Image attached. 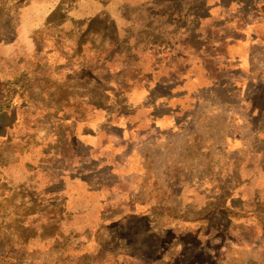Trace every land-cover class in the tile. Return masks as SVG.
I'll return each instance as SVG.
<instances>
[{"label":"rangeland","instance_id":"1","mask_svg":"<svg viewBox=\"0 0 264 264\" xmlns=\"http://www.w3.org/2000/svg\"><path fill=\"white\" fill-rule=\"evenodd\" d=\"M220 3L0 0V264H264V0Z\"/></svg>","mask_w":264,"mask_h":264},{"label":"crops","instance_id":"2","mask_svg":"<svg viewBox=\"0 0 264 264\" xmlns=\"http://www.w3.org/2000/svg\"><path fill=\"white\" fill-rule=\"evenodd\" d=\"M220 2H221V0H216V4H218ZM235 7H237V5L227 4L226 7H223V8L225 10H227V11H232V8H235ZM220 9H221L220 5L219 6L216 5V12L219 11ZM238 9H241V8L238 7ZM262 20H263V18H262ZM259 23H263V22L262 21L261 22H257V24H254V26H252L253 35L258 36V35H260V33L262 31H264V29L262 28L261 24H259ZM263 39L264 38L259 39V41L257 43L250 42V44H252V45L262 44V43H264V40ZM245 54L239 55V58L238 59L237 58H233L232 55H230L229 56V62H231L232 64L235 65L238 62V60L241 63H243V61L245 59V61L247 62V63H245V66H249L254 61L252 57L259 55V53H254L253 51L251 52L250 56H246L245 57ZM18 112H19V110L16 109L12 105H11V107H8V109H4V110L2 109V110H0V145H1L2 140L3 139H6L8 137L9 131L12 130L17 125V123L19 122V120H18V118H19ZM263 139H264V135H263ZM2 152H3V150L0 148V154ZM9 179L10 180L12 179V181H13L14 180V175L13 176L10 175L9 176ZM19 182H21V180H19ZM14 183H16V182H13V184ZM8 188L10 189L9 190V193L11 195V193H13L14 190L16 192V188L17 187H14V185H12V187L10 186ZM41 196H42V200L40 201V203L41 204H44V198H43L44 197V191L42 192ZM6 203H7V200H6ZM5 216H6V219H7V213H6V215H3L2 218L4 219ZM8 217L9 218H12V216H10V213L8 214Z\"/></svg>","mask_w":264,"mask_h":264},{"label":"trees","instance_id":"3","mask_svg":"<svg viewBox=\"0 0 264 264\" xmlns=\"http://www.w3.org/2000/svg\"><path fill=\"white\" fill-rule=\"evenodd\" d=\"M241 24H243L242 22H240ZM223 29H225V28H223ZM234 31V30H233ZM233 33V32H232ZM243 33V32H242ZM229 36H232V35H229ZM235 36V37H234ZM239 35L238 34H233V36H232V38L230 37V40H229V43H226L224 40V38H222L221 40L222 41H220V44H218V45H216V46H218L220 49H222V51H221V53L223 54L222 55V57H218V52H216V60H214L215 62H214V68H216V72H222L221 71V68H224V65H225V63H221L222 61H224V60H226V61H229V58L227 57L228 55H230L229 54V52H234V48H231V46H233V47H238L239 46V42L238 41H236V37H238ZM240 37H244V36H242V34L240 35ZM226 38V37H225ZM236 38V39H235ZM217 48V47H216ZM226 50V51H225ZM225 51V52H224ZM220 52V51H219ZM167 56V55H166ZM212 61H213V59H211ZM164 61V60H163ZM209 62H211V61H209ZM211 63H213V62H211ZM153 65H152V67L154 68V70L153 71H156L155 69H157V68H159L160 66H163V64H162V60H160L159 58L158 59H155L154 60V63H152ZM204 64L206 65V63H203L202 61H201V59H196V58H193V60L190 62V64L189 63H186V65L187 66H190V67H193V68H191V74L190 75H199L200 73L199 72H203V75H206V76H210V77H212V75L211 74H209V72L208 71H203V70H205V68H204ZM186 70V69H185ZM158 71V70H157ZM180 74V73H179ZM178 74V75H179ZM182 74V73H181ZM173 75H176L177 76V73H173ZM161 76H165V75H161ZM199 77V76H198ZM217 77V76H216ZM178 78V76L177 77H170L169 79L168 78H166V81H170V80H172V79H177ZM178 81H183V80H178ZM216 84H219V82H217V80H216Z\"/></svg>","mask_w":264,"mask_h":264}]
</instances>
